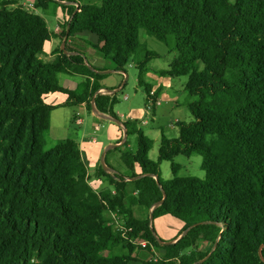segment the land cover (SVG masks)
I'll return each instance as SVG.
<instances>
[{
  "label": "trees",
  "instance_id": "16d2710c",
  "mask_svg": "<svg viewBox=\"0 0 264 264\" xmlns=\"http://www.w3.org/2000/svg\"><path fill=\"white\" fill-rule=\"evenodd\" d=\"M51 2L70 17L62 36L96 34L95 48L108 64L93 68L80 52L67 54V46L44 61L39 54L50 38L44 18L0 1V264H132L134 239L163 251L141 264H264V0H36L35 7ZM140 29L174 52L160 73L187 76L194 97L187 102L193 120L177 122V138L161 136L156 160L148 157L152 140L114 112L116 97L98 92L103 70L125 72L132 58L138 84L149 91L144 75L157 54L139 42ZM58 73L85 79L69 90ZM53 92L68 95L65 105L91 108L93 99L98 111L123 123L136 145L114 150L142 175L119 173L104 159L112 171L99 165V172L114 190L96 191L73 140L47 148L55 106L43 96ZM178 155H200L204 178L177 176ZM162 161L172 174L164 181ZM129 183L137 193L132 202ZM133 202L152 218L181 220L186 233L162 243L149 217H134ZM113 213L132 230L123 235ZM117 246L128 253L103 254Z\"/></svg>",
  "mask_w": 264,
  "mask_h": 264
},
{
  "label": "rangeland",
  "instance_id": "374dc122",
  "mask_svg": "<svg viewBox=\"0 0 264 264\" xmlns=\"http://www.w3.org/2000/svg\"><path fill=\"white\" fill-rule=\"evenodd\" d=\"M25 2L30 0H23ZM84 2H99L100 0H82ZM234 1V0H231ZM61 8V7H60ZM62 9V8H61ZM37 13L42 15L47 22L48 28L50 30H54L57 24L56 15L50 10H44L41 8L37 9ZM61 28H63V25ZM90 38L91 35L86 33ZM94 38V37H93ZM95 41V38H94ZM139 42L148 50L155 52L157 57L151 58L148 61L149 69L147 73V82L156 85V78L154 79V75L157 74L159 76V72L161 70L168 67L171 62L174 52L168 47L165 43L157 40L155 37L150 36L146 33L145 30H139ZM88 52L86 56L89 61L93 63L95 59L102 58L101 53L93 47V45L87 44ZM106 61V60H105ZM134 58L130 59L128 64L126 65V84L122 89H119V85L122 82V79L118 75H110L104 81L107 88L118 89L117 90V98L118 102L114 106L115 112L120 115L125 116L126 118L135 117L138 121L139 127L143 130V132L148 135L150 138H159L161 135V131L167 138H177L178 137V129L176 126V122L180 121H191L193 120V116L190 113L187 102L193 100L194 97H191L189 93L186 91V83L188 80L187 76L180 77H166L162 79V92H161V104L155 107V112H146V93L143 87L138 85L137 81V73L138 70L135 66ZM70 78L66 74H59L58 83L63 84L66 79ZM78 78V77H73ZM73 80V79H72ZM128 96V99H124V96ZM177 101V105L174 103ZM72 109L73 108H58L52 113L51 117V125H50V133L46 134L45 142L46 147H51L55 142L52 140L54 135H59L62 131L68 130L70 138H81L85 137L86 139L96 138L100 144H105V148L108 145H111L115 142V138L120 129L118 123L116 121L108 120L105 118L98 119L88 112H84L83 114V123L77 125L72 120ZM153 115V118L152 116ZM147 120L146 124L141 123V121ZM100 124V129L94 131V124ZM124 131L122 129V135L120 134V138L124 139ZM114 136V137H111ZM55 140V139H54ZM129 145L135 146L136 138L133 134H129L128 138ZM111 141V142H109ZM104 148V149H105ZM121 148H124L122 146ZM104 149L101 151V156L104 152ZM115 154L120 155L118 151L113 150ZM158 156V141H156L149 152V157L152 160H156ZM100 157V156H99ZM106 161L108 158H105ZM175 162L181 164L182 168L179 171L178 176H194L198 178H204L205 172L201 168V156L193 155L191 157L178 156L174 159ZM104 167V165H103ZM112 167V166H111ZM95 171L97 168L95 166L90 167ZM160 179L167 180L170 177V167L168 161H162L160 166ZM108 181V180H107ZM106 185V181H101V186ZM140 217L148 218L147 210H143V212L137 213ZM111 221L114 226H119L123 224V219L121 216L113 213L110 215ZM151 222V219H150ZM180 221L177 219L166 216L162 219L154 220L153 224L156 231H159L165 228V231L168 233H172L175 229H177V224ZM199 246L203 249H208V245L199 241ZM146 250V251H145ZM156 252L147 250L142 245H136V248L131 253L133 258H135L134 264H140L141 261H145L148 257L152 256L155 253V256H160L163 254V251L155 248ZM120 253H128L126 248L121 246L111 248L109 251L104 252L103 254L108 256L111 254H120ZM158 254V255H156Z\"/></svg>",
  "mask_w": 264,
  "mask_h": 264
},
{
  "label": "crops",
  "instance_id": "0c3cea01",
  "mask_svg": "<svg viewBox=\"0 0 264 264\" xmlns=\"http://www.w3.org/2000/svg\"><path fill=\"white\" fill-rule=\"evenodd\" d=\"M0 1L9 2V6L10 7H15V6H19V5L23 6L24 8H26L28 10H32L35 13H37V9L38 8H41V9H44V10L50 9L56 15L57 24H56L54 30H50L48 28L47 22L44 19L45 22H46L48 31L50 33L49 40L45 41V43L43 45V50L39 54V56L44 61L52 62L55 59V57L57 56V54H58V52H57L58 49L62 50L65 46H67L68 49H69V51H67V54H76V53L80 52L84 56L85 62L87 64H89L90 66H92L93 68L95 67L97 69H101V68H104V67L107 66L108 62L105 61V59L103 57L102 58L98 57L97 59H95L93 61V63H91L89 61L88 57L86 56V53L89 51L88 48L86 47V46H88L87 44L93 45L94 48H95L96 45L100 44L99 43V39H98L96 34H94L92 32H89V31H81V32L75 33L74 35H72L70 37H65V36L63 37L62 36V30L64 28V24L67 22V19H68L69 15H68V12L65 11L57 3L51 2V3L48 4V6L46 8H42V7H35L36 0H30V1H27V2H25L23 0H0ZM100 1L99 2H94V3H100ZM59 2L60 3H66L64 1H59ZM79 2H81V3H90V2H84L82 0H79ZM38 15H40V14H38ZM40 16H42V15H40ZM60 24L63 25V28H61ZM86 33L90 34L92 38L87 36ZM93 37L95 38V41H94ZM135 66H136V64H135ZM148 69H149V66H148V62H147V69H146L145 75H144V80H145L146 84L149 85V91L146 92L144 90L145 93H146V110L145 111L147 113L151 112V111L155 112V107L161 104V92H162V87H163V84H162L161 80L166 78V77H172V76H168V75H162L159 72V74H158L159 76H157V74L154 75V79L156 78V85L155 84H151L150 82H147V80L145 79V77L147 76L146 72L148 71ZM103 72L106 73V76L100 81V83L102 85V88H100L98 90V92L100 94H104V95L115 96L116 99H117V102H118V98H117V90L118 89L115 90L113 88H107L105 83H104V81L110 75H118L122 79V82L119 85V89H122L125 86V84H126V77H127L126 71L123 72V71H114V70L105 69V70H103ZM59 74H66V75H68L70 77V78L66 79L63 84H59L62 87L66 88V89H69V90L76 89L78 84L81 83L85 79V77L83 75H81V74H76V73H74V74L58 73L57 74V80H58ZM73 77H78V78H73ZM177 77H180V76H177ZM137 81H138V78H137ZM140 87H143V86H140ZM151 91L154 92V95L150 94ZM186 91H187V89H186ZM67 97H68V95L65 94V93H62V92L48 93V94H45L43 96V99H44V101L47 104L55 106V108L51 111L50 123H51L52 113L56 109L63 108V107L70 108V109L73 108L72 109V120L77 125H80V124L83 123V114H84L85 111L90 113V114H92L93 116L97 117L98 119L105 118V119H108V120L115 121L108 114H105V113H102V112L98 111L96 109L95 105H94L93 99L91 100V108H88L86 103L75 104V105H65ZM123 98L124 99H128V96L125 95ZM151 100H152V102H150ZM115 104H114V106H115ZM174 104L177 105V101ZM114 106H113V110H114ZM114 112H115V110H114ZM115 113L118 115V117L120 118L121 122L131 121L132 124H133V129L142 130L139 127L138 121L136 120L135 117L126 118L125 116L120 115L117 112H115ZM151 116L153 118V115H151ZM147 122H148L147 120L141 121V123H144V124H146ZM117 123H118V126L120 128L118 130V132H117L118 135H116V137L111 136V137L115 138V142L112 143L111 145H108L106 148L104 147L105 144H100L96 138H91V139H86L85 137L70 138L69 135H68L69 131L67 129L62 131L59 135H54L53 139H52L55 143L58 142V141H61V140H66V139H71V140H73L76 143L77 148L79 150V153L81 155V158H82V160H83V162H84V164H85V166L87 168L88 179H87L86 183H87V185L90 188H92V189H94L96 191H100V190L106 189V188H110L111 190H114L113 186L109 183V181H107L106 177L99 172V165H102V166L104 165L103 168H104V170L106 172H111L112 169H113V170H115V171H117L119 173L125 174V175H139V176L142 175L141 169H140L138 164L134 163L130 167L127 166L123 162V160L120 158V155L115 154L114 151H113L115 146H121V147L124 146V147L129 148V149H133L135 147V146H132V144L129 145V143H128L127 138H128L129 135L127 134L126 127L123 125V123H120V122H117ZM176 126H177V122H176ZM93 128H94V131L99 130L100 129V124L95 123ZM122 129H123L124 134H125L124 135L125 136L124 139L120 138V134L122 135ZM177 129H178V127H177ZM49 131H50V126H49V129L47 130V132L45 133V136H46V134L50 133ZM178 134H179V131H178ZM162 135H164V133L162 131H161V135H160L159 138L153 139V138H150L148 135H146L147 137H149L152 140L151 149H152V147H153V145H154V143L156 141H158V148H159V144H160V140H161V136ZM109 142H111V141H109ZM135 145H136V143H135ZM103 149H104V152H103V154L101 156L100 153H101V151ZM150 150H149V152H150ZM149 152H148V157H149ZM178 156H180V155H178ZM178 156H176V157H178ZM105 158H108L107 162H108V164L110 166H112L111 167L112 169H109V168H107L105 166V164H104V159ZM177 165H178V170H177L176 175L178 176L179 171L182 168V166L179 163H177ZM93 166H95L97 168L95 171H93V169L90 168V167H93ZM169 167H170V163H169ZM171 176H172V174H171V170H170V177ZM127 180H129V179L127 178ZM101 181H106V185H102L101 186ZM126 188H127V191H128V200L130 202H132L133 198L136 197V194H137L136 190L133 188L132 184H130V183L127 185ZM132 210H133V215H134V217L136 219H138V220H145L146 219V218L140 217V215H137L138 211L139 212H143V210H145L144 207H142V206L138 205L137 203L133 202L132 203ZM166 216H171V215L165 214V215H161V216L152 218L148 214V217L151 219L150 227H152V229L154 230L153 233L158 239H162L163 242L173 243V242L177 241L181 236H183L186 233V229L184 230L185 224L181 220L171 216V217L177 219L178 221H180V223L177 224L178 225L177 229H175L172 233L171 232L168 233L167 231H165V228H163V227H161L162 228L161 230L156 231L155 227H154V224H153L154 220L159 219V221H160V219H162L163 217H166ZM132 242L134 244H136V245L138 244V245H142V246H145L147 244V241L143 240V239H134V240H132ZM198 242H199V240H197V245H198L199 248H201L199 246L200 244H198ZM153 250H154L155 253H157L156 250H155V247L151 248V251H153ZM190 250H191V248H187V249H185L182 252V254L188 253ZM105 252H107V251H105ZM155 253H154L153 256H152L153 253H151L150 254L151 256L148 257L145 260H149L150 258L154 259V257H156ZM156 255H158V254H156ZM160 256H161V254H160ZM132 264H134V261L132 262ZM140 264H141V262H140Z\"/></svg>",
  "mask_w": 264,
  "mask_h": 264
},
{
  "label": "built area",
  "instance_id": "2783aa9c",
  "mask_svg": "<svg viewBox=\"0 0 264 264\" xmlns=\"http://www.w3.org/2000/svg\"><path fill=\"white\" fill-rule=\"evenodd\" d=\"M69 20H70V17H68L67 21H69ZM150 94L154 95V92L151 91ZM150 102H152V100ZM117 228L122 232L123 235H125L126 232H129L132 230L131 227H125L124 224H120L119 226H117Z\"/></svg>",
  "mask_w": 264,
  "mask_h": 264
},
{
  "label": "water",
  "instance_id": "95a60500",
  "mask_svg": "<svg viewBox=\"0 0 264 264\" xmlns=\"http://www.w3.org/2000/svg\"><path fill=\"white\" fill-rule=\"evenodd\" d=\"M157 179V178H156ZM164 199V198H163ZM163 199H161L156 205H159L160 203H162L163 202ZM150 217H151V215H150ZM162 243H170V242H162Z\"/></svg>",
  "mask_w": 264,
  "mask_h": 264
}]
</instances>
